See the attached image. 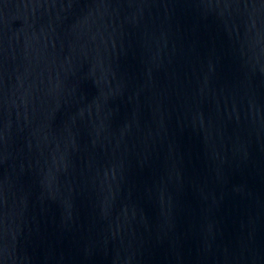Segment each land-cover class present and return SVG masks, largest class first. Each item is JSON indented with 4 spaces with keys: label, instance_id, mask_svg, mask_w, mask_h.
Masks as SVG:
<instances>
[{
    "label": "water",
    "instance_id": "water-1",
    "mask_svg": "<svg viewBox=\"0 0 264 264\" xmlns=\"http://www.w3.org/2000/svg\"><path fill=\"white\" fill-rule=\"evenodd\" d=\"M0 264H264V0H0Z\"/></svg>",
    "mask_w": 264,
    "mask_h": 264
}]
</instances>
